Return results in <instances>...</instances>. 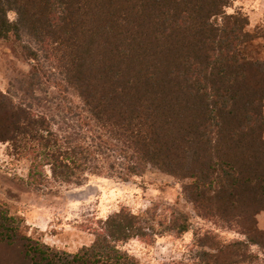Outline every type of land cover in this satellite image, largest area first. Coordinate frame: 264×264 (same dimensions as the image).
I'll return each mask as SVG.
<instances>
[{
	"label": "trees",
	"instance_id": "1",
	"mask_svg": "<svg viewBox=\"0 0 264 264\" xmlns=\"http://www.w3.org/2000/svg\"><path fill=\"white\" fill-rule=\"evenodd\" d=\"M229 4L0 0V38L27 37L37 62L32 101L0 87V142L30 160V184L81 185L88 173L104 172L127 179L152 166L190 179L184 191L198 215L245 235L198 236L210 250L195 264L260 260L252 246L264 249L257 219L264 210V69L243 51L255 39L248 16L229 13ZM48 81L58 98L45 97ZM60 98L62 124L40 109ZM21 226L0 203V264H141L120 243L154 240L143 215L127 207L102 220L94 241L74 254L54 251ZM170 228L183 233L190 224L178 217Z\"/></svg>",
	"mask_w": 264,
	"mask_h": 264
},
{
	"label": "rangeland",
	"instance_id": "2",
	"mask_svg": "<svg viewBox=\"0 0 264 264\" xmlns=\"http://www.w3.org/2000/svg\"><path fill=\"white\" fill-rule=\"evenodd\" d=\"M227 11L248 16L246 28L255 39L244 46L243 51L264 69V0H230ZM10 18L15 19L16 14L11 12ZM27 41V37L24 41L14 36L0 38V87L16 101L26 103L32 101L30 76L37 66L25 47ZM44 65L51 68L47 60ZM43 78L46 81V77ZM46 83L51 93L43 95L58 98L59 87L53 81ZM68 99L81 104L73 92L68 93ZM59 101L64 100L56 99L40 109L55 114ZM55 115L62 124L61 116ZM29 168L30 160L16 154L9 143L0 142V203L22 220L25 234L59 253L74 254L90 245L100 222L122 207L142 214L154 234L151 243L139 238L120 243V248L135 255L141 264L201 263L204 252L210 250L198 240V236L205 233L223 241L245 238L236 227H223L198 215L184 191L190 179H177L152 166L127 179L117 172L88 173L81 185L50 181L40 187L30 184ZM178 217L189 222L188 231L180 233L170 228L171 221ZM257 219L259 227L264 228V210ZM252 250L260 255V260L254 264H264V249L253 245Z\"/></svg>",
	"mask_w": 264,
	"mask_h": 264
}]
</instances>
